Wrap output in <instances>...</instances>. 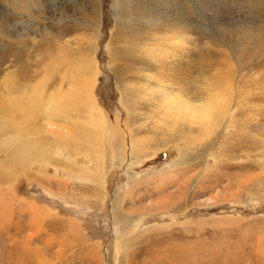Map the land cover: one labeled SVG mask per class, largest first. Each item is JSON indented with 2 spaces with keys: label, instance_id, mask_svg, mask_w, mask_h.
I'll return each instance as SVG.
<instances>
[{
  "label": "rangeland",
  "instance_id": "obj_1",
  "mask_svg": "<svg viewBox=\"0 0 264 264\" xmlns=\"http://www.w3.org/2000/svg\"><path fill=\"white\" fill-rule=\"evenodd\" d=\"M177 30L178 52L138 50ZM0 31L1 93L25 67L27 93L62 90L47 44L93 52L91 94L119 142L75 143L71 122L43 115L26 127L37 161L10 171L0 117V264H264V0H0ZM210 91L214 118L170 101Z\"/></svg>",
  "mask_w": 264,
  "mask_h": 264
},
{
  "label": "bare ground",
  "instance_id": "obj_2",
  "mask_svg": "<svg viewBox=\"0 0 264 264\" xmlns=\"http://www.w3.org/2000/svg\"><path fill=\"white\" fill-rule=\"evenodd\" d=\"M91 26H93V24ZM180 30H177V32L175 33L176 35L170 33L171 35L168 34L166 36H157V38L156 36H154V39L159 40H155L156 42L154 43L150 41L149 43L146 42L143 45L141 44L142 46L140 45L141 47L138 48V50H147L148 53L150 51L154 53L156 52V49L164 51L165 53H170V50H172L173 52H178L179 46L177 44H179L183 39L182 36L179 35ZM2 32L0 31L1 34ZM50 37H47V39H45L46 44L50 42ZM92 37L95 41L97 37L95 29L94 33L92 34ZM96 48L97 45L95 43L91 44V52L96 50ZM53 49L49 48V44L46 45V48L42 51V53H40V63H42L43 61L47 62L44 66L47 75H50L53 80L51 84L58 85L59 89L62 90H52L49 92L46 98H44L43 96V92L45 90L43 86H35L30 90V92L27 93V85L24 84L23 81L26 78L33 77V74L36 72V70H32L33 73L29 75L27 74L29 67H25V70L20 71L19 80L15 81L13 78H7L6 81L8 84V88L5 92H0V94H14L13 96H3L0 99V117L10 118V126L13 127V129H11L10 131L14 133L11 134V136L5 138L4 141L8 144V147H10L7 148L9 149V151L8 156L6 155L7 163L10 165V171L14 170V168L16 169L17 167H20L23 162H26V165H24L26 167L27 163L29 164L33 160L37 161L38 155L40 153V146L37 142V135H35V138H33L36 141H32L27 138L26 127L28 128V125L30 126L31 124L35 125V120L39 119L38 117H43V115L44 117L46 115H55V118L58 117L57 120L59 122H61V120H63L64 123H66L67 121L71 122V124L74 125V128L77 129V135L74 141L75 143H77L79 137L85 139L89 138V140L91 139L94 142L106 144V146L110 148L111 152L114 150L115 153H117L119 150V142L115 138V135L117 134L113 130V125L110 124L109 120L103 116L99 107L95 104L91 94L94 79L93 75L96 72L97 68V60L94 56H92L93 52L91 55H88L87 52H84L79 49L72 50L70 47H64V45L58 46ZM59 49H61V51H59ZM125 50H127L128 52L130 50V47L125 48ZM145 57L146 56H144V58ZM65 85L68 87L66 89H63ZM156 94L157 99L160 101L161 104L164 105V102L166 101V97L168 95L164 92L163 87H159L155 95ZM209 94H214V98L207 99L204 103H201V106L194 105L192 103L190 104L189 102L181 99V97L177 99L171 98L170 101H179V104L185 107V111L191 110L193 116L199 117L200 115L204 118L208 114H210L212 115V118H214L217 114L219 115L221 109H223V106L221 105V101L223 100L219 101L220 99H218V97L216 98V93L212 91H210ZM201 108L204 109L203 115H201V113L199 112V110L201 111ZM77 114L78 116H76ZM188 116L189 115L187 114V117ZM17 119H22L24 121V123H22V127L16 125V123H19ZM10 126L9 128H12ZM37 129L39 130L40 128ZM129 131L130 135L133 138L134 133L130 127ZM131 136L129 140L131 142L133 151L135 148L134 146L136 144V140H133ZM138 141L139 145L143 144L142 140L139 139ZM76 147L77 145L74 146V150H76ZM67 149L68 148L66 147H60L59 151H61L62 154H66ZM76 152L79 155H82L84 158L90 159L91 162L92 160H95L98 155L101 156L100 152L96 153V150H92V152L94 153V156H92L91 153L89 151H85L82 146L80 150ZM96 167L94 168L96 169L97 175L94 178H96L97 176L98 178H100L99 169ZM84 169L85 171L87 170V168ZM7 170L8 169H4V167H0V181L7 174ZM127 233L128 232L124 231V234ZM122 247L123 245H121V248Z\"/></svg>",
  "mask_w": 264,
  "mask_h": 264
}]
</instances>
